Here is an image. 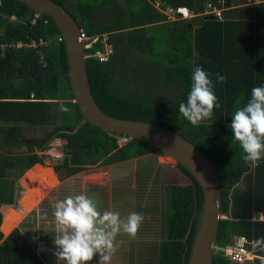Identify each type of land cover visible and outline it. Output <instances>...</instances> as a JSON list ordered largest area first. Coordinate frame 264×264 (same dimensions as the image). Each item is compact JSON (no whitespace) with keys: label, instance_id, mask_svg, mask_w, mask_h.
I'll return each mask as SVG.
<instances>
[{"label":"trees","instance_id":"1","mask_svg":"<svg viewBox=\"0 0 264 264\" xmlns=\"http://www.w3.org/2000/svg\"><path fill=\"white\" fill-rule=\"evenodd\" d=\"M0 1L1 43L39 36L49 39L43 59L30 48L0 49L1 120L44 127L42 136L24 140L19 136L11 143L7 137L21 128L8 127L6 138L0 142V149L8 148L10 153L0 151V206L13 201V189L4 180L9 171L21 172L43 163V156H38L34 147L44 148L54 137L66 141L59 166L66 175L162 153L139 138L119 146L117 134L86 121L73 102L65 46L56 39L60 32L53 19L45 14L49 19L46 25L41 21L31 25L33 10L23 0ZM54 1L66 8L86 32H106L113 44V54L107 61L86 58L98 107L113 117L172 129L202 149L219 173L222 214L227 215L219 221L217 244L228 243L232 235H244L252 241L249 248H257L264 257V221L251 219L259 211L264 213V157L250 169L247 160L255 147L264 145V0L243 13L224 7L220 19L203 14L206 1L222 8L220 0H160L162 5L185 6L195 14L173 21H167L156 9L151 3L154 0ZM12 15L16 20H10ZM150 74L158 83L155 86L168 91L166 95L154 91L152 83L144 84L145 75ZM14 77L25 81L24 88L12 94L9 84L3 83ZM21 144L23 152L17 148ZM177 167L190 178L193 197L191 184L183 191L176 188L178 182L166 185L167 232L166 239L160 241L157 264L187 263L202 204L197 181L184 167ZM8 209L13 208L0 210V224ZM0 264L46 263L23 232L15 228L5 238L0 230ZM211 264L241 263L214 254ZM243 264H264V258Z\"/></svg>","mask_w":264,"mask_h":264},{"label":"rangeland","instance_id":"2","mask_svg":"<svg viewBox=\"0 0 264 264\" xmlns=\"http://www.w3.org/2000/svg\"><path fill=\"white\" fill-rule=\"evenodd\" d=\"M221 15L223 16V13ZM145 82L152 83L153 86L158 84L152 74L145 75L144 84ZM154 91L161 95L168 92L157 86L154 87ZM33 134L41 135L37 130ZM151 155L155 160L146 163L159 166L156 168L153 166L151 168L153 173L143 175L144 179L143 177H140L141 180L137 179V184L132 187L134 193L131 188L133 176L129 174L125 176V173H128L129 162L134 165L133 163H139V160L135 159L125 162V166L114 167L118 171L114 177L110 201L107 199V194L111 191H108V186L100 187L102 190L99 187L92 189L86 186L85 193L79 194L82 189L81 176L84 173L98 172L100 168L97 169V166L84 169L76 176H67L64 168L59 167L63 159L54 161L43 155V163L40 165L52 169L56 181L46 175L42 177L43 182L35 181L32 178L35 174L32 171L34 165L16 172L15 175H6L5 178L10 181L9 186L13 185L12 187L15 186L21 191L17 196L16 205L12 210H7L15 211L17 215L13 226L6 232L1 229L5 224L7 211L1 218L3 223L0 224L2 226L0 230L3 237L18 228L46 264H157L159 241L166 239L167 232L165 212L166 196L169 193L165 191L163 184L177 181L178 191L190 188L191 184L192 197L193 186L192 182L185 178V174L171 172V166L178 171L181 170L169 156L163 153ZM263 157L264 145L255 147L253 156L247 159L248 169ZM102 169L108 171L106 167ZM43 185H47L44 189L56 187L42 200ZM67 191H76L77 194H72L71 202L61 200L59 205L54 207L51 202L61 199V195ZM143 212L146 213L144 219L148 220L149 224H143L146 222L141 221L137 224L135 214ZM137 227L140 228V232L146 231L144 233L147 239L138 237ZM119 236L126 239L117 241Z\"/></svg>","mask_w":264,"mask_h":264},{"label":"water","instance_id":"3","mask_svg":"<svg viewBox=\"0 0 264 264\" xmlns=\"http://www.w3.org/2000/svg\"><path fill=\"white\" fill-rule=\"evenodd\" d=\"M23 1L31 10L51 17L62 35L73 102L83 118L107 132L148 141L173 159L176 165L184 167L197 181L202 191V204L186 264H211L222 214V184L213 161L197 145L172 129L146 121L117 118L103 112L91 92L83 43L79 38L80 26L76 19L54 0Z\"/></svg>","mask_w":264,"mask_h":264},{"label":"built area","instance_id":"4","mask_svg":"<svg viewBox=\"0 0 264 264\" xmlns=\"http://www.w3.org/2000/svg\"><path fill=\"white\" fill-rule=\"evenodd\" d=\"M1 3V1H0ZM152 4L158 9L165 17L167 21H173L180 18H190L194 16V12L189 10L186 7H176L174 8L171 5H162L160 0H154ZM203 14H211L216 18H222V9L213 5L212 3H206ZM11 20H16V16L12 15L10 17ZM42 22L43 24H47L49 22L48 17L40 12L33 10L30 15L29 23L31 25L36 24L37 22ZM1 37V30H0ZM79 38L83 43L84 55L85 58L89 56H93L97 58L99 61L104 62L107 61L110 56L113 54L114 47L113 44L109 41L108 33H88L83 29V27H79ZM56 39L58 41H63V37L60 33L56 35ZM49 45V39L39 36L37 38L29 37L26 40H18L11 43H1L0 49L3 51L5 47H25L34 49L40 59H43L44 52L43 48ZM96 47L95 50L90 51L93 47ZM131 139V137L125 134H117V144L119 146L125 144ZM65 139L54 137L52 138L44 147V149H40L41 156H49L54 161H59L64 158V145ZM226 214H221V218H226ZM253 221L263 220L264 221V213L257 212L252 218ZM252 243L249 241L244 235H232L230 241L224 245H219L216 243L214 246V254H219L222 257L227 258L229 261L234 263H244L256 255L254 249L249 248L248 244Z\"/></svg>","mask_w":264,"mask_h":264},{"label":"crops","instance_id":"5","mask_svg":"<svg viewBox=\"0 0 264 264\" xmlns=\"http://www.w3.org/2000/svg\"><path fill=\"white\" fill-rule=\"evenodd\" d=\"M260 1H262V0H220V3H221V6H222V8H221L222 10L224 9V7H227V8H236V12L243 13L246 10L250 9V6L253 3H258ZM206 3H208V2L206 1L205 2V5H206ZM204 9H205V6H204ZM24 81H25L24 78L14 77V78L9 79L7 82H5L3 84L4 85L6 83L9 84L10 91L13 94V93H16V91H18L19 89H23L24 88V86H22V84L24 83ZM2 82H4V81L2 80ZM9 96L12 97V96H17V95H11L10 94ZM10 99H14L15 100V99H20V98H10ZM12 125H18L21 129L20 130H15V132L13 131L15 134L12 137L10 135L7 137L8 138L7 139L8 140V143L15 142V140H18L17 138H19V136L21 137V138H19L20 140H24V139H27V138L33 137V136H42L43 135V132H44V130H43L44 127L41 126V125H39V124L38 125H35V124H29V123H26V122L10 123V122H6L4 120L2 121L1 120V117H0V142L1 141H4V139L6 138L5 136H6L7 132L9 131L8 130V127L9 126H12ZM35 130H37L38 132L40 131L41 135H34L33 133H34ZM8 146L14 147L11 144H8ZM17 148L20 149L21 152H23L25 150L24 144H21ZM41 149H44V148H41ZM0 151L3 152V153H6V154H10V153L7 152L8 151V148H7V150L0 149ZM34 152L38 156L41 157L40 148L34 147ZM152 153L158 154V152H152ZM152 153H149V154H146V155H143V156H140V157H136V158H131V159H127V160H123V161L111 163V164L98 165L97 166V169L100 168V170L98 172H93V173H88V174H85L84 173L81 176V184H82L81 186H82V189H81V192H79V194L83 195L82 193H85L86 186H89L92 189H93V187H95V188H98L99 187L100 190H102V188H100V187H105L106 188V186H108V191H110V190L111 191L107 194V197H108L107 199H108V201H110L111 200V197H112V189H113V186H114V183H115L114 177L117 176V171H118V170L114 169V167H117V166H120V165L121 166H125V164H124L125 162H129V161H132V160H135V159H138L139 160V163H133L134 165H132V163L129 162L128 164H130V167L127 170L128 173H125V176L128 175V174L131 175V176H133V181H132V186H131V188H132L133 186H135L137 184V179L141 180L140 177H143V179H144V176L143 175L148 176L149 174L153 173V171H151V168L153 166H155V168L157 166H159V165H152L150 163H146V161L155 160L154 157L151 155ZM252 156H253V154H252ZM38 164H41V163H38ZM175 166L177 167L176 164H175ZM104 167L108 168V171H105L104 169H102ZM81 171L82 170L77 171L74 174L67 175V176H73V175L76 176V174L77 173H80ZM16 172H18V171H16V170H10L9 171V174H7V175H10V176L13 175V174L15 175ZM171 172L172 173H176L178 175L184 174L182 171L176 170V168L173 167V166H171ZM154 173H155V171H154ZM184 176H185V178H187V179L190 180V178L186 174ZM4 180H6V178H4ZM174 182H177V181H174ZM8 185H10V181H8ZM166 185L167 184H163V188L165 189V191H166ZM12 186H10V187H12ZM55 187L53 186V187H51L49 189H43L42 190L43 191L42 200L45 199L46 197H48L51 194V192H53V190L55 189ZM12 189H13V201H12V203H2L1 206H0L1 212H2L3 207L9 206L10 208H13L16 205V203H17V196L20 194V191L21 190L20 189L17 190V188L15 186L12 187ZM133 189L134 188H132V190ZM44 192H45V194H44ZM133 193H134V190H133ZM72 194H77V193H76V191H70V192L67 191L64 195H61V199L54 200V201L51 202V204L54 205V207H57L59 205V202L61 200H63V201L64 200L70 201L71 200V197H73ZM133 195L135 196V194H133ZM70 205H72V204H70ZM137 211H138V209H136V212ZM259 212H261V211H259ZM141 214H139V215H138V213L135 214L136 219H137L136 220L137 224L140 221L141 222H146V223H143V224H149L148 220L144 219L146 213L143 212L142 217L140 216ZM138 227L136 228V230L138 231V237H145L146 238L145 233H144L146 231L143 230V231L140 232V230H139L140 228H138ZM143 227L145 229H148L145 226H143ZM135 235H136V233H135ZM151 237H154V236L151 235ZM124 239H126V238H123V237H120L119 236L117 238V241H119V240L121 241V240H124ZM160 241H159V243H160ZM256 250H257V248L256 249L254 248V251H255V254L256 255L253 257V259H250V260H248L246 262H253L254 259L264 258L263 256L259 255ZM246 262H244V263H246ZM241 264H243V263H241Z\"/></svg>","mask_w":264,"mask_h":264},{"label":"bare ground","instance_id":"6","mask_svg":"<svg viewBox=\"0 0 264 264\" xmlns=\"http://www.w3.org/2000/svg\"><path fill=\"white\" fill-rule=\"evenodd\" d=\"M32 171L35 173V174L32 175V178H34L35 181L37 180L38 182H43L44 179L42 177H44L45 175L48 176V177L51 176L54 179V181H56L55 180V175L53 174L52 169H50L49 167H44V166H41L40 164L36 163V165L34 164V167L32 168ZM11 210L7 211L8 214L6 216L5 224L2 227V229H1L3 232L8 231L13 226V221L15 219V215H17L15 213V211H11ZM18 215H20V214H18Z\"/></svg>","mask_w":264,"mask_h":264},{"label":"clouds","instance_id":"7","mask_svg":"<svg viewBox=\"0 0 264 264\" xmlns=\"http://www.w3.org/2000/svg\"><path fill=\"white\" fill-rule=\"evenodd\" d=\"M185 7V6H184ZM187 8V7H186ZM190 10V9H189Z\"/></svg>","mask_w":264,"mask_h":264}]
</instances>
